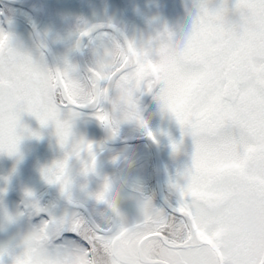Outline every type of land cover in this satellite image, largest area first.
<instances>
[{
	"label": "snow or ice",
	"instance_id": "obj_1",
	"mask_svg": "<svg viewBox=\"0 0 264 264\" xmlns=\"http://www.w3.org/2000/svg\"><path fill=\"white\" fill-rule=\"evenodd\" d=\"M194 7L186 39L176 40L165 29L147 49L137 50L108 33L81 32L96 56L85 75L67 62L63 68L35 62L0 31V152L16 153L22 112L34 115L42 126L55 123L62 147L71 136V118L88 108L113 136L121 122H137L147 131L136 97L151 94L161 110L175 118L182 135L191 137L194 152L182 182L171 185L176 203L167 210L146 204L143 219L131 226L167 227L171 221L187 229L190 241L216 247L222 221L214 210L234 192L255 195L264 209V0H194ZM61 113L69 119L61 121ZM147 135L155 139L151 131ZM172 148L176 151L177 145ZM84 152L90 161L84 162L83 172L93 173V146L81 143L44 170L46 181L69 194L68 161L73 155L80 159ZM106 192L111 193L107 185L97 199L110 204ZM68 224L69 220L45 221L26 240L25 251L14 264H68L45 246L49 228L66 230ZM213 225L216 230L210 233ZM104 232L110 234L109 229ZM257 253L248 248L249 264ZM219 264H224L222 254Z\"/></svg>",
	"mask_w": 264,
	"mask_h": 264
},
{
	"label": "rangeland",
	"instance_id": "obj_2",
	"mask_svg": "<svg viewBox=\"0 0 264 264\" xmlns=\"http://www.w3.org/2000/svg\"><path fill=\"white\" fill-rule=\"evenodd\" d=\"M97 1H100L96 3L99 7L98 13L103 18L107 10L106 3L109 0ZM124 1L130 15L140 14L149 23L147 29L137 25L134 27L138 30L133 34L137 38L136 46L139 50L145 48V45L141 44L146 33L149 37L148 43L154 42L165 29L180 41L186 39L191 33L193 18L196 15L194 0ZM85 2H90V6L95 4L94 0H85ZM110 3H113L112 8L115 6L114 17L116 21H119L122 1L111 0ZM15 24L14 19L0 15V31L7 34L15 28ZM101 34H104L103 31ZM141 116L147 124V131L152 132L155 140L158 143L162 142L163 146L170 145L161 150L163 171L168 177L167 179L162 178V194L168 205H174L177 194L171 185L182 182L181 174L191 166V157L194 152L193 141L190 136L182 135L175 118L162 111L155 99L149 103V107L144 108ZM92 131L97 137L101 134L100 128L92 129ZM147 131L137 122H133L131 126H128L127 122H121L116 135L119 138L136 137ZM173 144L177 145L176 151H173ZM150 146L149 142L144 141L115 145L113 147L117 154L115 159L110 163L104 162L105 167L103 163L102 166L97 163L93 173L84 174V166L80 165V180L72 181L71 179V188L77 189L76 194L59 196L60 199L56 195L53 196L57 204L56 208L43 215H39L34 209L33 203L38 196L36 190L41 185L49 188L60 187L58 184L47 182L43 175L45 169L60 160L55 159L46 165L42 160L19 151L18 146L15 154L0 152V264H14V260L25 251L26 240L34 235L45 221H67L80 217L79 211L75 210L72 205H90L92 200H96L97 196L102 193L101 189L105 185L112 190L109 205L113 207L115 205L118 214V224L114 230L139 223L143 219L146 204L150 203L152 208L165 209L156 198ZM128 152L130 153L129 159ZM85 155L81 163L90 161L89 155ZM106 170L110 172L104 173L103 171ZM97 201L102 200L97 199ZM110 219L111 221L113 219L112 209ZM62 227L57 230L54 247L66 249L82 244L78 235ZM219 254L221 255L220 252Z\"/></svg>",
	"mask_w": 264,
	"mask_h": 264
},
{
	"label": "flooded vegetation",
	"instance_id": "obj_3",
	"mask_svg": "<svg viewBox=\"0 0 264 264\" xmlns=\"http://www.w3.org/2000/svg\"><path fill=\"white\" fill-rule=\"evenodd\" d=\"M110 1L106 3L107 10L103 18L98 13L97 0H94L95 4L93 6H90V2L87 3L85 0H21V2L0 0V15L5 18H12L16 22L15 28L9 31L7 35L15 42L14 47L17 51L30 56L35 62L46 65L49 68H63L65 62H67L75 66L81 75H85L88 68L95 63L96 56L94 46L87 39H81V32L98 28L105 23L113 24L119 26L121 29L124 28L123 31L129 43H132L139 50L136 46L138 44L136 42L137 38L133 34L134 31L138 30H135L134 27L135 25L144 27L145 29L149 27V23L146 26L138 23L137 16L140 14L130 15L124 11L123 6L121 7L122 12L119 21H116L117 19L114 17L116 13L115 6L112 8L111 5L113 3H110ZM102 31L104 34L108 33L119 39L115 31L106 28L93 31V35L100 36L102 35ZM148 38V34L146 33L141 44L145 45V48L149 47ZM142 95L137 94L136 97L140 112L144 111V108L149 107L151 101H154L153 96L150 95L142 103L138 100ZM59 119L65 121L69 119V116L61 113ZM132 123L127 122L128 126H131ZM19 126L21 130L17 145L19 151L28 154L32 158L42 160L46 165L55 159L64 160L66 155L72 153L81 143L93 146V155L96 158L95 166L97 163L102 166L103 163L105 167L104 162L110 163L117 156L113 148L116 145L113 143L117 139V135L113 136L112 131L108 127L95 119L94 109L91 108L84 109L76 117L71 118V136L63 147L60 144L56 134L55 123L53 122L42 126L34 115L22 112L19 117ZM97 128L101 129L99 137L92 131V129ZM24 129H27V131H23ZM32 133L35 135H32ZM142 135H147V132ZM158 145L160 152L163 147L170 146L169 144L163 146L162 142L158 143ZM85 154L88 153H82L80 159H77L73 155L68 161V168L70 169L68 174L72 181L80 180L81 168L79 166H84L81 160L86 156ZM127 157L129 159V152L127 153ZM152 170L154 171V166ZM103 172L109 173L110 171L106 170ZM153 175V179H155V171ZM141 177L144 176L141 175ZM162 178H168L166 173L164 174V171H162ZM101 190L104 192L105 186ZM76 192V188H71L67 195L76 194ZM36 194L38 196L33 204L35 212L39 215H43L56 208L57 204L54 202L53 196L56 195L57 198L59 196H66L61 191V187L49 188L44 185L37 188ZM78 205L74 204L72 206L75 210L79 211L80 217L87 219L85 212L79 208L81 205L87 208L95 223H102L107 227L111 224L112 209V216L113 212L116 211V225L118 224V214L115 205L113 207V205H107L103 201H97V199L92 200L90 205ZM38 208H45L46 210L39 213Z\"/></svg>",
	"mask_w": 264,
	"mask_h": 264
},
{
	"label": "clouds",
	"instance_id": "obj_4",
	"mask_svg": "<svg viewBox=\"0 0 264 264\" xmlns=\"http://www.w3.org/2000/svg\"><path fill=\"white\" fill-rule=\"evenodd\" d=\"M82 96L86 95L81 93ZM111 198V193H105ZM221 218L222 231L214 242L216 247L190 241L187 229L169 221L167 227L146 223L125 230H113L102 223H90L82 217L69 220L66 231H75L84 243L66 249L54 247L57 230L49 228L46 249L66 259L68 264H219L217 250L224 264H249L248 248L257 249L252 264L264 260V209L252 194L234 192L214 210ZM73 221L78 226H74ZM211 226L210 233L216 230ZM109 229V232H104ZM160 232L161 235L153 233Z\"/></svg>",
	"mask_w": 264,
	"mask_h": 264
},
{
	"label": "water",
	"instance_id": "obj_5",
	"mask_svg": "<svg viewBox=\"0 0 264 264\" xmlns=\"http://www.w3.org/2000/svg\"><path fill=\"white\" fill-rule=\"evenodd\" d=\"M3 1L21 2V0H3ZM125 10H126V7L124 6V11ZM137 21H138V23L140 25H143V26H145L147 24L146 20L143 17H141V16L137 17ZM103 28L111 29V30L115 31L120 36V38L122 39L123 42H125V41L129 42L127 37H126V35H125V33L119 27H117L116 25H113V24L105 23V24L99 26L98 28H94V29H91V30L95 31L97 29H103ZM10 41H11L12 46L14 47L15 46V42L12 41L11 38H10ZM150 95L151 94L142 95L141 97L138 98V100L140 102L144 103ZM138 141H149L151 143L152 153H153V160H154V165H155L156 198L164 206V208L167 210L169 205L164 201L163 194H162L161 154H160V150H159V146H158L157 142L154 139L149 138L148 135H145V136H138V137H132V138H125V139L115 140L113 144L120 145V144L133 143V142H138ZM79 208L85 212V214L87 216V219L90 222L95 223L86 207L80 205ZM44 210H46V209L45 208H38V212H43ZM115 212H113V220L111 221V225L109 227V228H112V229L116 225V213ZM217 256H218V258L220 256L218 250H217Z\"/></svg>",
	"mask_w": 264,
	"mask_h": 264
},
{
	"label": "trees",
	"instance_id": "obj_6",
	"mask_svg": "<svg viewBox=\"0 0 264 264\" xmlns=\"http://www.w3.org/2000/svg\"><path fill=\"white\" fill-rule=\"evenodd\" d=\"M123 30H124V28H123Z\"/></svg>",
	"mask_w": 264,
	"mask_h": 264
}]
</instances>
